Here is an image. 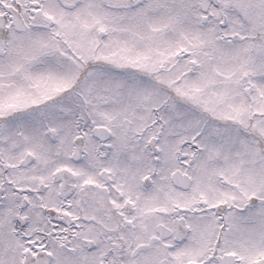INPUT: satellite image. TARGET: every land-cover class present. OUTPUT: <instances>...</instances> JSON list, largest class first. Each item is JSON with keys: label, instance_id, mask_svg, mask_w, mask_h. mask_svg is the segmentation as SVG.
<instances>
[{"label": "snow or ice", "instance_id": "snow-or-ice-1", "mask_svg": "<svg viewBox=\"0 0 264 264\" xmlns=\"http://www.w3.org/2000/svg\"><path fill=\"white\" fill-rule=\"evenodd\" d=\"M0 264H264V0H0Z\"/></svg>", "mask_w": 264, "mask_h": 264}]
</instances>
